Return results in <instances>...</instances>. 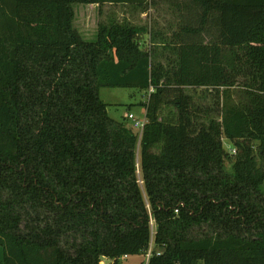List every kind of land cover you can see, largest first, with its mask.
Here are the masks:
<instances>
[{"label": "trees", "instance_id": "obj_1", "mask_svg": "<svg viewBox=\"0 0 264 264\" xmlns=\"http://www.w3.org/2000/svg\"><path fill=\"white\" fill-rule=\"evenodd\" d=\"M108 1L143 3L0 0V264H123L150 245L145 264H264V0H191L200 26L181 29L217 35L171 66L131 24L82 37L73 4ZM101 86L147 92L141 131ZM186 86L222 88L219 121Z\"/></svg>", "mask_w": 264, "mask_h": 264}, {"label": "rangeland", "instance_id": "obj_2", "mask_svg": "<svg viewBox=\"0 0 264 264\" xmlns=\"http://www.w3.org/2000/svg\"><path fill=\"white\" fill-rule=\"evenodd\" d=\"M73 9V25L87 40L95 38L100 23H127L141 28L138 34L140 47L149 51L153 61L163 66L175 65L178 47L182 42L193 39L208 42L217 35L211 20L200 33H184L181 29L183 25L200 26L198 8L191 0H144L141 4L103 2L91 6L75 3ZM184 92L191 96L195 105L201 107L202 111H197V114L205 123L211 118L220 120V112L216 109L223 100L222 88L186 86ZM98 94L107 103L108 114L113 119L121 121L125 118L128 123H132L127 117L128 113H132L136 119L144 117L142 102L147 100V92L130 87L101 86ZM172 108L171 105L165 107L162 115L172 113ZM135 130L140 131L138 128ZM222 142L225 148H229L228 140L223 138ZM261 189L264 192V182ZM150 248L155 251L153 245ZM2 259L3 248L0 247V261ZM120 261L123 264H145L146 257L144 254L127 255Z\"/></svg>", "mask_w": 264, "mask_h": 264}, {"label": "built area", "instance_id": "obj_3", "mask_svg": "<svg viewBox=\"0 0 264 264\" xmlns=\"http://www.w3.org/2000/svg\"><path fill=\"white\" fill-rule=\"evenodd\" d=\"M127 117L130 118L132 120V124L135 128H138L140 131L142 130V127L144 125V123L146 122V118H145V115L142 119H136L134 118L133 114L132 113H128L127 114ZM232 152L234 153L235 152V149H232ZM177 210H175L176 212ZM127 255H124V257H126ZM150 256V249L148 250V252L145 254V257H146V263L148 261V258Z\"/></svg>", "mask_w": 264, "mask_h": 264}, {"label": "water", "instance_id": "obj_4", "mask_svg": "<svg viewBox=\"0 0 264 264\" xmlns=\"http://www.w3.org/2000/svg\"><path fill=\"white\" fill-rule=\"evenodd\" d=\"M100 260L102 261L101 264H109L110 263V259L106 258L103 255L100 256Z\"/></svg>", "mask_w": 264, "mask_h": 264}, {"label": "crops", "instance_id": "obj_5", "mask_svg": "<svg viewBox=\"0 0 264 264\" xmlns=\"http://www.w3.org/2000/svg\"><path fill=\"white\" fill-rule=\"evenodd\" d=\"M142 1H144V0H142ZM109 3H113V2H110V1H108ZM154 2H156V0H154ZM117 3V2H116ZM98 3H93V4H85V5H88V6H91V5H97ZM144 115H145V113H144Z\"/></svg>", "mask_w": 264, "mask_h": 264}]
</instances>
